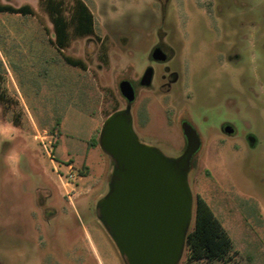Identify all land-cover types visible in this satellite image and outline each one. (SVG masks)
Instances as JSON below:
<instances>
[{
  "label": "rangeland",
  "instance_id": "obj_1",
  "mask_svg": "<svg viewBox=\"0 0 264 264\" xmlns=\"http://www.w3.org/2000/svg\"><path fill=\"white\" fill-rule=\"evenodd\" d=\"M1 1L37 14L0 13V123L14 128L11 139L0 136V264H126L97 211L114 164L100 142L88 144L126 108L122 81L137 87L132 117L141 143L178 159L182 122L197 132L189 232L199 196L242 254L229 264H247V242L264 240V0H83L101 40H76L64 53L86 71L64 62L38 0ZM173 28L180 38L171 42ZM160 43L174 44L179 58L155 66ZM149 66L155 76L143 88ZM225 126L235 134L226 137ZM11 151L15 172L5 162ZM66 166L72 188L64 186ZM179 264H190L186 248Z\"/></svg>",
  "mask_w": 264,
  "mask_h": 264
},
{
  "label": "water",
  "instance_id": "obj_2",
  "mask_svg": "<svg viewBox=\"0 0 264 264\" xmlns=\"http://www.w3.org/2000/svg\"><path fill=\"white\" fill-rule=\"evenodd\" d=\"M154 58L162 59L159 50ZM153 76L149 68L141 86L149 87ZM120 92L127 106L106 119L99 139L114 161L109 192L97 205L99 220L126 264H179L193 217L187 175L200 149L199 136L183 123L184 153L178 159L164 156L158 148L141 143L134 131L133 85L122 81Z\"/></svg>",
  "mask_w": 264,
  "mask_h": 264
},
{
  "label": "trees",
  "instance_id": "obj_3",
  "mask_svg": "<svg viewBox=\"0 0 264 264\" xmlns=\"http://www.w3.org/2000/svg\"><path fill=\"white\" fill-rule=\"evenodd\" d=\"M38 2L53 26V44L63 57L64 62L81 70H88L87 64L82 59L68 56L64 51L79 39L96 38L101 40L95 32V17L90 8L83 0H71L69 7H67L66 0H38ZM0 13L25 17H35L37 14L29 4L15 7L10 4H3L1 0ZM104 55L106 58V53ZM4 95L0 86L1 102L5 100ZM117 111L118 109L114 110L113 113ZM98 143L99 141L92 139L88 144L95 146ZM186 249L190 264L201 262L229 264L234 257L238 256L234 243L222 222L216 217L207 201L199 196L196 201L195 225L194 229L188 233Z\"/></svg>",
  "mask_w": 264,
  "mask_h": 264
},
{
  "label": "flooded vegetation",
  "instance_id": "obj_4",
  "mask_svg": "<svg viewBox=\"0 0 264 264\" xmlns=\"http://www.w3.org/2000/svg\"><path fill=\"white\" fill-rule=\"evenodd\" d=\"M172 40H171V42H173V41H175V39H178V38H180V35H179V33H178V30L176 29V28H173L172 30ZM156 50H159V52H160V54H161V56H162V59L161 60H156L155 58H154V52L156 51ZM178 48L174 45V44H168V45H166V44H163V43H160V44H158V45H156L155 47H153V50H152V54H151V57H150V59H151V61L153 62V63H155V66H158V65H165V64H167V63H170V62H172V61H176L178 58H179V56H177L178 55ZM180 64V61H179V63H178V67L176 68V69H173L174 71V73H173V75H172V78H171V80L173 81V82H177L178 80V72L180 71V69H181V66L179 65ZM149 68H152L151 66H149V67H147L146 69H145V71H144V73H143V75L145 74V72L149 69ZM166 70H169V68H166ZM176 70V71H175ZM154 76H155V70H154ZM154 76H153V79H154ZM143 77V76H142ZM142 77L140 78V81H139V85L141 86V79H142ZM132 85H133V87H134V90H135V94H136V98H137V87H136V85L134 84V83H131ZM152 85V84H151ZM141 87H143V88H147V87H144V86H141ZM177 94H178V92H177ZM178 96H180V95H178ZM136 98H135V101H136ZM134 101V102H135ZM133 102V103H134ZM133 103H132V105H133ZM133 121H134V119H133ZM183 123H185V121H183L182 122V124ZM223 132H224V134H225V136L226 137H231V136H233L234 134H235V132L230 128V127H228V126H225L224 128H223ZM185 140H186V138H185ZM191 169H192V166H190V170H189V172H188V175H189V173H190V171H191ZM188 175H187V179H188Z\"/></svg>",
  "mask_w": 264,
  "mask_h": 264
},
{
  "label": "crops",
  "instance_id": "obj_5",
  "mask_svg": "<svg viewBox=\"0 0 264 264\" xmlns=\"http://www.w3.org/2000/svg\"><path fill=\"white\" fill-rule=\"evenodd\" d=\"M257 238H258L257 239L258 242L256 244L254 241L251 242L252 241L251 238H250V242H247L248 246H250V248L252 249L250 252H248L244 255V257H245L244 259L246 260L247 264H264V244H263L264 240L260 237H257ZM257 245H258V247H257ZM259 245H260V247H259ZM234 247H235V245H234ZM236 252L238 253V255L239 254L242 255L239 250H236ZM256 254L259 256V258L255 257Z\"/></svg>",
  "mask_w": 264,
  "mask_h": 264
},
{
  "label": "clouds",
  "instance_id": "obj_6",
  "mask_svg": "<svg viewBox=\"0 0 264 264\" xmlns=\"http://www.w3.org/2000/svg\"><path fill=\"white\" fill-rule=\"evenodd\" d=\"M14 133V128L12 127L11 123H0V136L4 139H11V134ZM18 155L15 151H11L5 157V162L8 164L9 168L15 172L16 165L18 162Z\"/></svg>",
  "mask_w": 264,
  "mask_h": 264
},
{
  "label": "built area",
  "instance_id": "obj_7",
  "mask_svg": "<svg viewBox=\"0 0 264 264\" xmlns=\"http://www.w3.org/2000/svg\"><path fill=\"white\" fill-rule=\"evenodd\" d=\"M57 142V138H54L53 141H48L47 143H44L45 144V147H50L53 149L55 143ZM68 169L67 173H66V182L64 183V186L65 188H72L74 186V181H75V174L72 172L73 169L71 166H66Z\"/></svg>",
  "mask_w": 264,
  "mask_h": 264
}]
</instances>
